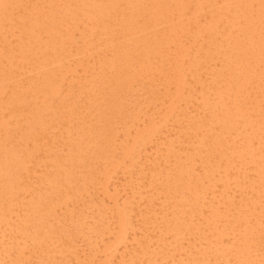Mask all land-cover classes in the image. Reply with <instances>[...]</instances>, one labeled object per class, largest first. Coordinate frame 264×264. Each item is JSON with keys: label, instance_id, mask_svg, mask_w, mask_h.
<instances>
[{"label": "bare ground", "instance_id": "1", "mask_svg": "<svg viewBox=\"0 0 264 264\" xmlns=\"http://www.w3.org/2000/svg\"><path fill=\"white\" fill-rule=\"evenodd\" d=\"M262 203L264 0H0V264H264Z\"/></svg>", "mask_w": 264, "mask_h": 264}, {"label": "rangeland", "instance_id": "2", "mask_svg": "<svg viewBox=\"0 0 264 264\" xmlns=\"http://www.w3.org/2000/svg\"><path fill=\"white\" fill-rule=\"evenodd\" d=\"M201 79H205L206 81H208L209 79H210V75L209 76H205L204 77V75H202V78ZM195 100H194V102H193V104H195V105H197L198 104V102H199V99H198V94H196L195 93ZM149 109H151V108H149ZM192 111H193V109H192ZM170 126H168V127H164L162 130L164 131L159 137L161 138V139H163V141L165 140V141H167V139H175L176 138V133H175V131H172V130H170ZM166 132V133H165ZM175 136V137H174ZM167 138V139H166ZM160 141V140H159ZM177 146V145H176ZM154 145H153V143L152 144H149L148 146H147V149L151 152V153H149V154H146V156L144 157V158H142V160L140 161L141 163H142V165H141V167L139 166H137V167H135L134 168V170H132V173H130L131 175H132V181H133V184H134V190L133 191H131L128 195H132V193H136V192H138V190H140V194H141V196L143 197L142 199H140V200H134L135 202H137L138 201V207H136L135 208V210H134V215H135V218L134 219H136V221H137V225H139L140 226V228L142 227V223H141V217L139 216V213H138V210H143V209H145V207L147 206V201H146V198H145V196L146 195H148L149 193L147 192V190H145V188H144V186H142L141 187V189H137L138 188V183H137V181H139V182H141L142 183V185H144V184H148V182H149V180H150V174H149V172L147 171V168L148 169H151V168H154V165L152 164V162H153V157H154ZM161 153H164V148L163 149H161ZM156 157H158V155L156 156ZM162 161V160H161ZM42 168H39V167H36V171H37V173H39L40 172V170H41ZM138 172H140V174L139 175H137V173ZM144 176H143V175ZM253 174H254V172H251L250 171V168H248V176H250V177H253ZM118 176V180H116L117 181V183L118 184H121L122 182H125L126 180H128L129 179V177H128V174H126V175H117ZM138 176V177H137ZM35 178V174H34V177L32 176L30 179H34ZM231 189H230V192H229V194H231L232 196H230V198L232 199V209H233V212H235V214H236V208H238V207H242V205H243V203H246L245 202V200H244V198L245 197H247L243 192H240L237 188L235 189L234 188V186H232L231 185V187H230ZM143 190H145V191H143ZM219 191H223V189H222V185H221V183H217V187H216V189H215V195L218 197V196H220L218 193H219ZM137 196H134V198H136ZM235 198V199H234ZM145 200V201H144ZM88 200H86V199H83L82 201H80L78 204H76L75 206L77 207V208H79L80 207V205H84V202L86 203ZM155 202L156 203H158V200H155ZM247 203H249L248 201H247ZM240 205V206H239ZM224 206L225 205H223L220 209H223L224 208ZM262 206H264V203H262V204H259L258 206H257V208L258 209H260V207H262ZM133 207H134V205H133ZM59 213H61L60 211H59ZM257 219L259 220V221H262V222H264V217L263 218H260V217H257ZM253 220H254V218H253ZM145 229H146V227H145V225H144V228H142L141 229V231H136V234H137V237H139L140 235H143V231H145ZM149 233H152V232H149ZM226 237V236H225ZM224 237V238H225ZM232 238V236L231 235H229L228 237H227V239L228 240H230ZM21 242H22V240H21ZM228 242H230V241H226V243H228ZM78 244L80 245L79 247H78V251H77V253L81 256V257H83V254L81 253V250H82V248H84V241H81L80 240V242H78ZM129 247H131V246H129ZM130 249V248H129ZM84 250H86V251H88V249H84ZM182 257H185V251H182ZM57 263H59V261H56ZM55 262V263H56ZM221 263H219V264H224V262H223V260L222 261H220ZM55 263H53V264H55ZM72 263H74V261H72Z\"/></svg>", "mask_w": 264, "mask_h": 264}]
</instances>
